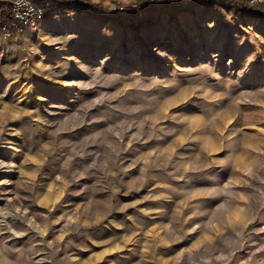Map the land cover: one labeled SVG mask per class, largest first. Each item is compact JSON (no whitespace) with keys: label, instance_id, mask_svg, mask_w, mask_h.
Segmentation results:
<instances>
[{"label":"rangeland","instance_id":"obj_1","mask_svg":"<svg viewBox=\"0 0 264 264\" xmlns=\"http://www.w3.org/2000/svg\"><path fill=\"white\" fill-rule=\"evenodd\" d=\"M238 1L259 15L0 25V264H264V8Z\"/></svg>","mask_w":264,"mask_h":264},{"label":"trees","instance_id":"obj_2","mask_svg":"<svg viewBox=\"0 0 264 264\" xmlns=\"http://www.w3.org/2000/svg\"><path fill=\"white\" fill-rule=\"evenodd\" d=\"M47 2L51 5L52 10L59 9L54 10L56 12L53 11L41 23L54 16L65 17L71 14H81L113 23H130L135 21L137 28L147 29L157 23L161 15L166 13L168 9L174 17L181 12H192L198 7H203L204 9L213 8L214 10L224 7L229 11H234L242 16L248 17L259 15L238 0H138L134 5H128L114 10H106L95 4L79 0H47ZM188 7H190L189 10ZM259 8H264V5L259 6ZM8 14L9 8L7 4L1 1L0 25L8 22Z\"/></svg>","mask_w":264,"mask_h":264},{"label":"built area","instance_id":"obj_3","mask_svg":"<svg viewBox=\"0 0 264 264\" xmlns=\"http://www.w3.org/2000/svg\"><path fill=\"white\" fill-rule=\"evenodd\" d=\"M9 8L8 22L1 29L5 37L37 27L51 9L46 0H2ZM252 7L264 5V0H248Z\"/></svg>","mask_w":264,"mask_h":264},{"label":"bare ground","instance_id":"obj_4","mask_svg":"<svg viewBox=\"0 0 264 264\" xmlns=\"http://www.w3.org/2000/svg\"><path fill=\"white\" fill-rule=\"evenodd\" d=\"M47 27H48V24L43 23L40 30L45 31L47 29ZM55 56H58V55H55ZM63 85H65V88H66V93H64V95L67 97L70 94L71 85H70V83H64Z\"/></svg>","mask_w":264,"mask_h":264}]
</instances>
